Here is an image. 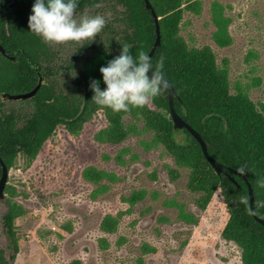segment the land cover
<instances>
[{"label":"rangeland","instance_id":"obj_1","mask_svg":"<svg viewBox=\"0 0 264 264\" xmlns=\"http://www.w3.org/2000/svg\"><path fill=\"white\" fill-rule=\"evenodd\" d=\"M201 2L200 14L183 12L181 34L191 47L210 45L219 65L227 63L231 92L242 88L259 106L264 103V0ZM216 3L231 19L229 46H219L213 37ZM85 14L104 16L108 33L119 28L109 7H88L76 18ZM98 37L103 33L80 42L48 43L69 61ZM6 102L17 109L24 101ZM125 122L134 129L118 144L100 137L109 126L100 111L79 133L59 124L30 164L19 155L7 183L16 194L11 196L6 187V197L0 199V248L9 264H242L237 244L222 236L229 212L220 189L201 209L199 193L187 187L189 171L180 169V177L173 179L175 160L154 141L144 120L127 116ZM176 136L186 140L181 130ZM90 169L101 171L102 179L92 180ZM7 199L26 210L14 222L19 250L13 261L2 227ZM107 214L118 219L114 232L101 229ZM145 245L152 249L144 250Z\"/></svg>","mask_w":264,"mask_h":264},{"label":"trees","instance_id":"obj_2","mask_svg":"<svg viewBox=\"0 0 264 264\" xmlns=\"http://www.w3.org/2000/svg\"><path fill=\"white\" fill-rule=\"evenodd\" d=\"M13 1L0 0V40L9 55L19 53V48L25 50L38 68L31 67L23 55L14 61L0 51V103L2 92L32 90L38 83V70L48 75V64L55 57L49 43L29 31L28 17L34 0H15L11 7L9 4ZM96 2L78 0L75 11L81 13ZM150 2L158 15L161 32V45L151 57L152 62L155 65L160 56H164V78L178 94L173 98L176 110L202 135L210 155L224 164L228 173L221 176L216 173L201 144L186 128L174 129L169 88L165 82H162L159 95L150 99L154 106L146 103L128 112H112L91 100L90 79L100 80L101 89L106 87L99 68L118 55L122 45L128 44L134 55L151 51L157 37L156 23L145 0H99L101 6L113 11L119 23L118 30L109 29L111 32L108 33V25H105L100 32L103 37L86 44L79 77L76 81L73 79L67 92L55 91L53 82L46 79L31 99L34 107L28 113L22 114L23 110L17 109H12L10 114L2 113L0 106V155L9 171L20 156L30 164L59 124H64L72 133H79L100 111L109 122L100 137L109 143L123 142L134 129L126 124L127 116L144 120L145 127L154 133V141L162 144L175 160L177 168L172 170V178L180 177V169L189 171L187 187L199 193L197 204L201 209L207 207L213 194L220 189L229 212L222 236L237 244L242 264H264V225L252 213L249 187L238 171L241 166H246L247 172L243 175L253 188L255 213L264 217V186L258 184L259 180H264V103L258 106L242 88L231 92L227 63L220 66L210 45L191 47L181 34L183 12L190 10L200 14L201 0L186 5L185 0ZM213 20L216 25L214 40L219 46H229L232 43L231 19L219 3L214 5ZM178 130L185 133V141L177 138ZM2 172L0 165V177ZM88 176L99 181L103 173L90 169ZM7 192L11 196L16 194L9 184ZM138 199L140 196H136L135 200ZM6 201L7 211L2 223L10 236V260L13 261L19 250L14 222L26 210L15 201ZM117 226L118 219L111 214H107L101 223V229L108 233L116 231ZM101 240L107 247V239ZM150 249L149 245L144 246V250ZM0 264H9L1 248Z\"/></svg>","mask_w":264,"mask_h":264},{"label":"clouds","instance_id":"obj_3","mask_svg":"<svg viewBox=\"0 0 264 264\" xmlns=\"http://www.w3.org/2000/svg\"><path fill=\"white\" fill-rule=\"evenodd\" d=\"M99 0L93 7L99 8ZM78 0H34L28 17L29 31L50 43L68 41L80 42L95 38L107 21L104 16L82 15L76 18ZM164 56L161 55L155 65L151 57L141 51L138 55L130 53L128 44L122 45L119 54L99 68L102 81L91 78L89 88L93 92L91 100L112 112H128L131 108L143 107L159 95L164 81ZM238 171L246 174V166ZM258 184L264 186V180Z\"/></svg>","mask_w":264,"mask_h":264},{"label":"water","instance_id":"obj_4","mask_svg":"<svg viewBox=\"0 0 264 264\" xmlns=\"http://www.w3.org/2000/svg\"><path fill=\"white\" fill-rule=\"evenodd\" d=\"M15 2V0H14ZM14 2H12L10 4V6L12 7L14 5ZM146 2V6L147 8H149L152 11V14L154 16L155 19V23H156V41L151 49V51L149 52V56L152 57L154 55V52L156 50L157 47H159L161 45V32H160V23H159V18L158 15L152 5V3L150 2V0H145ZM0 51L10 57L12 60L16 61L17 58H19L20 56V52L25 53L28 56V59L31 60L30 55L23 50L22 48H19L18 51L19 53L13 54V55H9L7 52V49L4 47V45L2 44L1 40H0ZM18 56V57H17ZM44 74L39 76V80L38 83L36 84V86L27 92H21V93H10V92H2V96L4 98H8V99H12V100H19V99H30L36 96L39 88L41 87L44 79ZM166 83V85L169 88V96H170V111H171V116L173 119V123H174V129H183L186 128L196 139L197 141L201 144L204 155L206 156V159H208L210 161V163L212 164V166L214 167L216 173L221 176L222 174H226L228 173V169L226 168V166L224 164H222L221 162L217 161L216 159H213V157L210 155L209 151H208V144L207 142L204 140V138L202 137V135L192 126L190 125L188 122H186V120L178 113V111L176 110L175 106H174V102H173V98L175 96H177V90L175 89V87L171 84V82L164 78V81ZM0 165L2 167V175L0 177V199H5L6 197V187H7V183H8V177H9V168L7 166V164L5 163V161L3 160V158L0 155ZM244 180L246 181L248 187H249V193H250V200H251V210L253 215L255 216V218L264 225V217H260L257 216L255 213V196L253 193V188L251 183L249 182V180L247 179V177L245 175H243ZM13 264V263H10Z\"/></svg>","mask_w":264,"mask_h":264},{"label":"flooded vegetation","instance_id":"obj_5","mask_svg":"<svg viewBox=\"0 0 264 264\" xmlns=\"http://www.w3.org/2000/svg\"><path fill=\"white\" fill-rule=\"evenodd\" d=\"M86 9H84V10L86 11ZM77 13H80V12H77ZM85 48H86V45L83 44L79 48V52H77L71 60L69 59V61L65 58L58 57V55H56V53H55V57H52V60L48 64V66H49L48 75L44 73L45 76H44L43 82H45L46 79H50V81L53 82L52 84H53L55 91L62 90L64 92H67L69 90V88L72 87L73 79L76 81L77 78L79 77V70H80L81 65H82L81 60H83V58H84L83 52H86ZM19 54H20L19 58L22 57V55L24 57H26L27 62L31 67H33L35 69L38 68V66L36 65V62L33 61L32 59L29 60L28 56L25 53L20 52ZM19 58H17V60ZM80 61H81V64L79 67L77 65L80 63ZM40 75H42V73H40V71L38 70V80H39ZM1 95H2V93H1ZM31 99L32 98H30V99H19L20 101H24V102H23V104H19L15 108H17L18 110H23L22 114L28 113L30 111V109H32L34 107V103ZM7 100H12V99H8V98L3 97V100L0 103V106L2 107V113L10 114L12 111V107L11 108L8 107V105L6 104ZM19 100H12V101H19ZM5 202H6L5 206H7V201H5ZM6 211H7V209H6ZM4 214L2 215V217L4 216ZM2 227H4L3 223H2ZM4 231H5V229H4ZM5 233L8 235V233L6 231H5ZM8 238H9V243H8L9 249H12V247L10 246L11 241H10L9 235H8ZM4 253L6 255V251H4ZM11 254H12V250H11ZM7 260H8V258H7Z\"/></svg>","mask_w":264,"mask_h":264}]
</instances>
